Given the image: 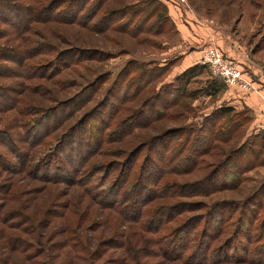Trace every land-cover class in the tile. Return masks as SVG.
Segmentation results:
<instances>
[{"label":"rangeland","instance_id":"374dc122","mask_svg":"<svg viewBox=\"0 0 264 264\" xmlns=\"http://www.w3.org/2000/svg\"><path fill=\"white\" fill-rule=\"evenodd\" d=\"M0 2L14 3L24 17L20 24L0 17V264H260L264 145L258 134L264 126L253 124L255 111L230 105L245 122L227 132L221 119L218 139L226 140H214L185 168L165 151L171 138L165 133L199 128L205 116L229 105L223 95L228 89L195 99L172 91L191 50L177 30L185 20L169 5L173 1ZM182 4L238 41L247 52L244 64L231 59L255 82L264 80V0ZM34 131L38 137L28 141ZM79 131L83 142L95 143L83 163L74 160L69 180H53L37 170L35 164L49 154L61 150L63 156L67 135ZM182 139L174 137L176 144ZM243 142L248 154L233 160L238 161L236 184L209 183ZM152 163L169 168L160 173L158 166L149 168ZM126 172L128 187L144 180L150 188L148 199L129 215L128 191L120 192L113 206L102 192ZM226 202L235 213L221 224L223 231L214 235L209 229L213 236L204 251L199 241L211 223L209 211ZM159 211L166 217L157 229ZM191 224L186 241L181 232ZM179 234L190 244L187 251V244L172 247ZM234 242L241 245L240 259ZM223 253L234 262H225Z\"/></svg>","mask_w":264,"mask_h":264},{"label":"trees","instance_id":"16d2710c","mask_svg":"<svg viewBox=\"0 0 264 264\" xmlns=\"http://www.w3.org/2000/svg\"><path fill=\"white\" fill-rule=\"evenodd\" d=\"M13 5L14 3H10V2H5V3L0 2L1 20H3L5 23L13 22L15 24H20L21 22H24L23 20L24 17L23 16L21 17V13L19 9L15 8ZM158 6H160V3H156L155 8H158ZM205 70H206V67L201 64H195L191 67L186 68L176 77L177 83H176V86L174 85V87L172 88V91H175V95L177 97L179 96V97H185V98H196L197 96H200V95L211 96V97L217 96L221 91H223L227 87V85H225L222 79L213 77L211 75H207V73L205 74ZM221 119L225 120L223 121L224 122L223 127L227 128V132H230L231 126L238 127L240 124L245 122L243 121L244 116L241 115V112L234 110V108L231 107L230 105H222L216 108L215 110H213L207 116H205L204 122L202 123V126H200L199 128H195L192 130L179 129V130H174V131L164 134V137L165 135H169L171 137L170 139H168V141H166L165 151L170 153V155L174 156L175 160L177 159V166L179 165V169L185 168L186 163L192 162V160L196 157L198 153L205 154L208 151V149L211 148L210 145L214 140H220V141L226 140V139H218V138H221V137H218L219 130L221 132L223 131L221 130V126H222V123H220ZM47 120H48L46 121L47 124L45 122V127L50 122V119L47 118ZM218 123H219V127H216ZM35 131L34 133L29 134L30 138L28 139V141H32V140L34 141L38 137V132H35ZM232 135H233L232 133H229L228 135H225V136L230 138ZM182 136L184 137V139H182L183 142L176 144V141H174V137H178L179 139H181ZM96 137H98V135H95V139ZM258 137L260 138V142H261L260 144L263 143L264 145V129H262L259 132ZM67 138H69L70 140L68 144L62 148L64 159H63L62 154L59 155V153L61 152L60 150L58 151V153L56 152L53 154L51 153L48 155V157L41 159V162H39V164H35L38 167L37 170L38 171L41 170V172H43L45 177L47 176V173H48L51 175L53 180H61V179L69 180L71 178L70 176L73 173V169L75 168L74 160L79 163H83V161L85 160L86 154H92L93 146L95 142H91V140H89L88 143L83 142L82 140L83 138H85L84 133L82 134L79 131L78 133L74 134L72 132L67 135ZM63 140H65L64 142H66V138ZM249 145H250V148H253L252 144L249 143ZM245 153L248 154V149L246 148V142L245 143L243 142V144H241L232 153V157H230L225 163H222L219 165L220 166L219 170L216 172L214 177H212L208 182L210 183L211 181L218 180L219 185L221 184L226 185V183L230 184L227 186L235 185L236 184L235 181L236 179H238V168H237L238 161L233 162V160L239 159L241 156L245 155ZM161 158L162 156L160 157V160ZM155 166L156 165L152 163L149 168H151V170H154L158 166L157 167L158 172L160 173H162L164 169L168 170L169 168L163 165L162 166L157 165L156 167ZM75 170L76 169H74V171ZM127 176H128V172L119 173L116 183L114 185L107 186L106 188L103 189L102 192L104 194L103 198L109 200L106 202L109 205L113 206L115 205V203L118 204L117 199H119L120 192L124 193L125 195L128 191L130 194H127V197H126L128 198V203L126 204L128 208L126 209L127 211L125 212V214L129 215L130 214L129 211L134 210L135 212L137 210L135 207L136 204H138L141 200L142 202H144L145 200L148 199V192L150 191V188L145 185L144 180L137 181L136 186H134V184L132 185L130 184V186L128 187ZM227 177H229L228 181L226 180ZM113 182H115V180ZM228 204L230 203L229 202L220 203L218 204L219 205L218 207L213 208L212 210L209 211L210 216L208 215L206 220L210 219L211 223H209L208 227L205 230L206 234H204L199 241V247L201 245L204 251L208 250L211 244V237L213 236L212 234L208 233L210 231L209 229L212 228L213 230L212 232L215 233L214 235H216V233L221 229V224L225 223L228 220L229 215H233L235 213V208H234L235 206L228 205ZM165 217H166V213L164 212L160 213V211L158 212V216L155 219L158 224L157 229L162 226V224L164 223ZM198 224L199 223L196 222V224H194V227ZM194 227L191 224L186 229V231L181 232L182 235L183 234L185 235L186 241H189L190 236L194 230ZM243 227L245 228L244 223H243ZM221 230L223 231L224 229L222 228ZM180 234L178 235L179 238L177 240L175 241L173 239L171 240L172 247H174L176 244V246L179 245L181 248H183L185 244H187L185 247V251H187L188 245L190 244L186 243V241L185 243L181 242L180 240L182 238ZM262 238L263 240L259 244L262 248V251H261L262 253H260V255L258 256L260 264H264V236ZM240 246H241L240 244H237L234 242V247L232 248V250L233 249L235 250L234 253L238 254L236 255L237 259H240V257H243V254L241 253L243 251L239 253V250L241 249ZM231 252L233 253V251ZM223 255L224 256L226 255L225 262H234L232 260H235V259H232V258L229 259L230 258L229 253H223ZM215 261L218 262L219 258H217Z\"/></svg>","mask_w":264,"mask_h":264},{"label":"crops","instance_id":"0c3cea01","mask_svg":"<svg viewBox=\"0 0 264 264\" xmlns=\"http://www.w3.org/2000/svg\"><path fill=\"white\" fill-rule=\"evenodd\" d=\"M172 1L173 2H171L169 5L173 8L178 9L181 14V18L185 20L184 22H182V24L177 25V30L179 32L180 38L185 39V41H183L184 46H188L189 48H191V50L184 56L185 64L179 74L188 67H191L195 64H200L199 59L201 51H199V49L206 43H208V46L210 44L223 46L221 49L226 55H228L229 58L237 60L239 64H244L247 52H245L244 48L240 46L238 41H235L228 35V37H225L223 34L221 35L222 31L217 30L216 27H214L213 21L208 20L205 22L198 19V16H195L194 12L188 5L182 4L184 0L182 2L179 1L180 3H178L176 0ZM227 38L228 41H224L227 40ZM222 42H226L227 45H223ZM245 64L248 67L250 66L249 62ZM240 66L244 69L243 65ZM250 67L252 68L251 72L255 71L257 73V70H255V67L253 65H251ZM247 74L249 75L250 73ZM256 83L259 88L263 87V77H258ZM233 88L234 87H226L225 89L228 90L226 91V94H223L224 98L229 101L228 104L235 107L247 106L251 108L253 111H255L257 117L256 119H254L253 124L260 123V126H264V90L260 89V95H258L257 93L248 94L245 92H241L235 88L237 90L236 91Z\"/></svg>","mask_w":264,"mask_h":264},{"label":"built area","instance_id":"2783aa9c","mask_svg":"<svg viewBox=\"0 0 264 264\" xmlns=\"http://www.w3.org/2000/svg\"><path fill=\"white\" fill-rule=\"evenodd\" d=\"M199 63L206 67L211 76L222 79L227 87L260 95L257 83L237 62L227 57L219 48L215 46L203 48L200 52Z\"/></svg>","mask_w":264,"mask_h":264}]
</instances>
